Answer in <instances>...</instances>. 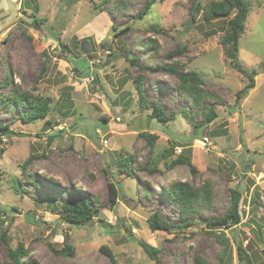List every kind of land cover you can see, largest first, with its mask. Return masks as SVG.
Listing matches in <instances>:
<instances>
[{"label":"rangeland","instance_id":"rangeland-1","mask_svg":"<svg viewBox=\"0 0 264 264\" xmlns=\"http://www.w3.org/2000/svg\"><path fill=\"white\" fill-rule=\"evenodd\" d=\"M119 1L0 0V125L12 132H0V264L11 263L9 248L20 245L30 256L24 264H113L104 246L117 264H199L198 257L204 264H246L239 245L253 264H264L250 229L210 224L227 214L237 189L242 221L264 228V0H246L239 49L245 74L222 44L227 21L207 22L195 11L198 1L207 7L218 0H160L143 20L144 0H126L123 8ZM33 15L45 21L39 29ZM189 73L202 80L195 102L178 76ZM251 78L255 87L238 99ZM12 90L42 98L46 120L27 124L20 115L28 107H4ZM152 105L173 120L152 119ZM211 109L218 117L209 122ZM143 132L157 137L153 150ZM130 156L128 176L120 162ZM179 157L196 171L180 164L169 170ZM175 182L208 185L211 199L184 214L169 198ZM76 199L93 200L98 209L84 226L59 214L62 202ZM155 214L172 224L169 231L151 230ZM67 241L74 257L56 255L51 247L61 250ZM142 242L160 250L159 262Z\"/></svg>","mask_w":264,"mask_h":264},{"label":"trees","instance_id":"trees-1","mask_svg":"<svg viewBox=\"0 0 264 264\" xmlns=\"http://www.w3.org/2000/svg\"><path fill=\"white\" fill-rule=\"evenodd\" d=\"M111 0H105V2H109ZM126 0H120L119 8H123L125 6ZM145 5L143 10L138 15L139 20L145 19L151 12L153 6L160 0H144ZM195 11L203 12V16L207 22H214L218 20H225L226 27H225V38L222 41V44L225 48V52L229 59H231L232 64L235 69L240 71L241 73L245 74L246 71L244 70L243 66L239 62V49H240V39L244 35L246 31V22L249 17V8L246 0H218L212 1L207 7L203 6L201 2H197L195 4ZM33 24L36 29L40 28V25L44 23V20H39L36 18V15L32 16ZM132 63H136V61H132ZM170 72L174 73L175 70L172 69V66L167 68ZM180 80L182 81L181 88L182 90H187L191 96L194 98V102L199 100L203 94L199 85L202 83L201 78L196 73H189V74H179L178 75ZM97 79V77L95 78ZM98 80V79H97ZM135 88L138 92L140 101L144 102L143 106H146V101L144 100V88H143V80L142 78L135 79ZM255 87V82L253 78H251L250 84L246 89L241 91L238 94V99L245 97V94L248 93L249 89H253ZM20 90H12L11 95L8 97L7 100H3V106L6 108H13L15 106H21L23 104L24 107H28L29 109L21 113L20 118L24 120L27 124L35 123L37 121L46 120L48 115L50 114L49 107L47 103L38 97H34L32 95H28L27 92L25 94H20ZM153 112L151 114L152 119H156L160 123H168L173 119L170 116H167L165 112L159 109L157 106L152 105ZM208 120L209 122L214 121L218 115L217 113L211 109L208 113ZM0 132L1 134L7 135L11 134L10 128L8 125L2 126L0 125ZM142 136L145 137L150 144V147L153 150L155 140L157 137L155 135H150L147 132H143ZM49 141L52 140L51 137L48 138ZM4 151V150H3ZM174 152V147H171L167 152L168 155ZM164 155V156H168ZM133 162V157L130 156L126 160H122L120 165L123 169L120 172H126L128 176L132 173L129 170L130 163ZM187 165L190 166L192 171H196L195 166L192 164L191 160L186 157H179L171 164L168 165V169H173L176 165ZM27 166V164H26ZM26 167H24V176L26 179H29L28 174L25 173ZM158 171V169L152 170ZM28 175V176H27ZM15 184V183H14ZM35 185L38 187L41 185L39 182H35ZM15 188L18 193L23 194V191L19 189V187L15 184ZM210 189L209 186L205 185L203 189H195L188 185L187 183L183 182H175L172 183L168 187L169 198L175 206L179 207L180 210L184 214H190L195 211V202L199 200H210ZM59 196H65L63 192H57ZM117 189L114 184H110V199L111 205L115 206L117 203ZM242 193L237 189L232 190L231 202L230 207L227 214L221 219L210 220V224L213 227H225L226 229L229 228H237L239 225L242 224V214L240 212V204H241ZM52 202H56L57 200H51ZM98 209L95 207V201L83 199L79 200L76 199L73 202H62L61 209H59V214L61 213V218L63 221L68 223L70 226H84L87 223L94 220L97 216ZM172 224L167 221H164L159 214H155L152 217L150 226L152 231L158 230H165L169 231L171 229ZM254 225V224H253ZM256 226V225H254ZM261 226V225H260ZM257 227V226H256ZM218 228V227H217ZM262 232H264V228L261 226L259 229L260 239L262 238ZM262 241V240H261ZM142 248L148 254V256L154 260L159 262V253L160 250L154 248L146 242L141 243ZM54 253L61 257H74L75 250L72 245L65 243V246L61 250H57L51 247ZM103 252L111 259L113 264H117L116 258L113 254V251L104 246L102 247ZM239 255L243 261L247 258L246 264H253V261L250 259V255L247 254L241 245H239ZM9 256L11 258V263L6 264H24L23 257L30 258L27 249L23 245H20L16 250L9 248ZM32 260V259H31ZM199 264H204L202 260L198 257L197 258Z\"/></svg>","mask_w":264,"mask_h":264},{"label":"water","instance_id":"water-1","mask_svg":"<svg viewBox=\"0 0 264 264\" xmlns=\"http://www.w3.org/2000/svg\"><path fill=\"white\" fill-rule=\"evenodd\" d=\"M128 32H129V29L122 30L121 32H119L118 34L115 35V39H117L121 36H124ZM82 47H83L86 54L91 55V49H90L89 43L85 42ZM242 218L243 219L246 218L244 211L242 212ZM241 225L243 227H247L248 229H250L252 231V233L254 234L255 241L260 246L261 250L264 252V245L260 239V235H259V232L257 231V229L254 228L251 224L246 223V222H243ZM235 233H236V231H235Z\"/></svg>","mask_w":264,"mask_h":264},{"label":"clouds","instance_id":"clouds-1","mask_svg":"<svg viewBox=\"0 0 264 264\" xmlns=\"http://www.w3.org/2000/svg\"><path fill=\"white\" fill-rule=\"evenodd\" d=\"M253 226V225H252ZM254 227V226H253ZM255 228V227H254ZM253 236H254V234H253Z\"/></svg>","mask_w":264,"mask_h":264}]
</instances>
